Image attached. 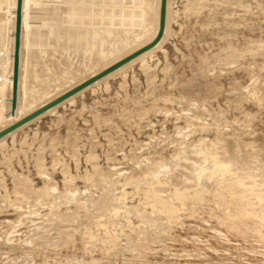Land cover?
Masks as SVG:
<instances>
[{
	"label": "rangeland",
	"instance_id": "374dc122",
	"mask_svg": "<svg viewBox=\"0 0 264 264\" xmlns=\"http://www.w3.org/2000/svg\"><path fill=\"white\" fill-rule=\"evenodd\" d=\"M91 1L92 18L118 13L114 0ZM10 9L0 60L12 68L0 71V108L12 106L15 34L8 28L17 5ZM25 10L23 19H38ZM172 10L171 34L154 61L0 145V264H95L94 257L105 264H264L257 198L264 194V0H173ZM38 32L34 41L22 36L19 93L35 94L87 57L71 42L77 31L60 40ZM200 149L203 168L192 169L189 158ZM238 177L242 184H231ZM20 178L34 198L16 191ZM52 187L57 192L45 196Z\"/></svg>",
	"mask_w": 264,
	"mask_h": 264
},
{
	"label": "bare ground",
	"instance_id": "6f19581e",
	"mask_svg": "<svg viewBox=\"0 0 264 264\" xmlns=\"http://www.w3.org/2000/svg\"><path fill=\"white\" fill-rule=\"evenodd\" d=\"M4 0H0V32L4 31V23L8 19V17L11 15V12H14L10 9L13 5H17V0H7L6 3H2ZM49 1V0H45ZM110 1V0H108ZM107 1V2H108ZM53 2V5L48 6L40 0H24V6H23V12L27 11L25 10L26 7L32 8V13L38 14V19H34L32 15L30 14L28 18L23 19V26L22 29L25 27H28L29 33L26 31L22 32V36L24 37H32V33H34L37 29L39 31H45L43 34H47L48 37L50 34L54 33L55 37L54 39L59 38V36L68 30L69 35H72L74 32L75 39L72 38L69 39V41L72 39L71 42H73L74 47L78 50L77 52H83L87 57L85 60L83 59L82 65H79V68L73 72H70V63L66 64L64 63V66L69 65L65 68L62 72L59 73V76L57 78L55 77L54 83H42L41 84V90L36 89L35 94H29L28 92H20L19 98L17 104H15L14 110L12 109V106L8 107H1L0 108V133L6 131L13 125L17 124L24 118L28 117L32 113H35L39 109L43 108L47 104L51 103L52 101L56 100L60 96L64 95L68 91L74 89L78 85H81L85 81L95 77L99 73L105 71L106 69L112 67L113 65L123 61L127 57H130L134 53H137L141 49H144L153 41L156 39V37L159 34L160 31V19H161V5L162 0H114V7L117 9L118 13H108L107 11H103L106 13L105 17L95 16L92 18L93 10L91 8V0H51L49 3ZM94 2V0H93ZM105 2V1H104ZM48 3V2H46ZM107 4V3H106ZM112 4V3H111ZM113 5V4H112ZM25 8V9H24ZM173 0H167V14H166V25H165V31L163 34V37L161 40L151 49L145 51L144 53L140 54L139 56L133 58L129 62L121 65L119 68L115 69L114 71L110 72L103 78L95 81L93 84L89 85L79 93L75 94L74 96L68 98L61 104L47 110L46 112L42 113L41 115L37 116L36 118L24 123L23 125L17 127L13 131L9 132L5 136L0 138V145L5 142V140L11 136L16 135L20 131L24 130L26 127L31 125L32 123L38 121L42 117H45L46 115L56 113L57 110H59L60 107L64 106L67 103H73L76 101V98L79 96H83L88 90L93 91V89L96 86H99L101 84H109V80L111 78L123 75L126 73L129 69H131L135 64H147L151 63L155 60L156 54L158 51L163 49L164 43L168 36L171 34V23L173 20ZM111 9V8H110ZM173 11V12H172ZM179 12V10H178ZM14 14V13H13ZM96 14V13H95ZM249 20V19H248ZM69 27H67V26ZM32 27V28H31ZM68 29H67V28ZM9 33L15 34V25L8 28ZM31 29V30H30ZM36 34V33H35ZM68 34V33H67ZM46 35V37H47ZM35 36V35H34ZM38 36V35H36ZM35 36V37H36ZM42 36V35H40ZM62 36V35H61ZM68 36V35H67ZM47 37V38H48ZM52 37V36H51ZM69 37V36H68ZM39 38V36H38ZM4 39V38H2ZM40 39V38H39ZM52 39V38H51ZM50 39V40H51ZM53 39V40H54ZM26 40V39H25ZM28 40V39H27ZM35 38L32 37V41H34ZM41 40V39H40ZM47 40V39H46ZM60 40V38H59ZM262 40V39H261ZM56 41V40H55ZM67 41V43L69 42ZM92 41V42H91ZM257 41V40H256ZM58 42V41H57ZM56 42V44H57ZM95 42V43H94ZM26 43V42H25ZM88 43V44H86ZM69 44V43H68ZM71 44V43H70ZM43 45V44H42ZM87 45V46H86ZM57 46V45H56ZM2 51L7 49V46L5 45V42L2 44L1 47ZM75 49V51H76ZM82 49V50H81ZM81 50V51H79ZM84 50V51H83ZM235 51V50H234ZM81 54V53H80ZM78 55V54H77ZM1 56V52H0ZM71 56V55H70ZM83 57V56H82ZM82 59V58H81ZM7 58H3L0 60V71H6L10 70L12 68L11 64L7 63ZM81 61V60H80ZM73 63V61H72ZM71 63V64H72ZM10 65V66H9ZM74 65V63H73ZM72 65V66H73ZM81 66V67H80ZM143 66V65H142ZM147 67V66H146ZM151 67V66H150ZM145 68V67H144ZM73 70V67H71ZM143 69V67H142ZM125 76V75H124ZM66 86L62 87L64 80ZM63 81H62V80ZM1 87V85H0ZM98 88V87H97ZM264 88V87H263ZM32 95V96H30ZM8 101L11 100L12 94L9 95ZM33 99H36L35 102L30 104ZM12 110L14 112H12ZM37 137V136H36ZM13 138V137H12ZM13 140V139H12ZM16 141V139H14ZM14 141V142H15ZM13 142V143H14ZM2 150L7 149V145H2ZM249 148V147H248ZM185 149V148H184ZM187 149V148H186ZM205 150H197V157L189 158L191 159L189 161V167L192 169H196L197 167L202 169L203 168V162L199 160V157L203 154H205ZM254 156V155H253ZM166 157V156H165ZM171 157V156H170ZM251 157V156H249ZM162 158V157H161ZM253 158V157H252ZM211 161V158H209ZM254 159V158H253ZM252 159V160H253ZM258 159V158H257ZM168 160V159H166ZM223 160V159H222ZM245 160V159H244ZM243 160V161H244ZM249 160V159H248ZM263 160V159H262ZM261 160V161H262ZM220 161V160H218ZM234 162V160H232ZM247 161V158H246ZM164 162V161H163ZM186 163H188L186 161ZM207 164V162H206ZM237 164V163H236ZM235 164V165H236ZM255 164V163H254ZM185 165V164H182ZM225 163H222V161L218 162V167L225 168ZM236 165V168L237 169ZM252 166V165H251ZM165 167V166H164ZM243 167V166H242ZM167 168V166L165 167ZM183 168V167H182ZM229 168V167H228ZM227 168V169H228ZM245 168V167H244ZM243 168V169H244ZM258 168V167H257ZM180 169V168H179ZM240 169V168H239ZM232 170V169H231ZM165 171V169H164ZM225 171V170H224ZM228 171V170H227ZM251 172V171H250ZM248 172V173H250ZM168 173V172H167ZM205 173V171H204ZM225 173V172H224ZM234 173V172H233ZM195 174V173H194ZM232 174V173H231ZM230 174V175H231ZM254 174V173H253ZM229 175V174H228ZM255 175V174H254ZM188 176V175H187ZM196 176V174H195ZM257 176V175H256ZM193 178V177H192ZM191 178V179H192ZM243 178V177H242ZM237 178L234 182H230L231 184H242L243 179ZM263 179V178H262ZM202 181V180H201ZM213 181V180H212ZM261 181V180H260ZM263 181V180H262ZM17 185L19 187L18 191L19 194H21L23 197H32L33 194L31 193L30 188L28 187L26 181L22 178L17 179ZM214 183V182H213ZM263 184V183H262ZM255 185L249 184L248 182V189H253ZM259 186V185H257ZM48 187V186H47ZM241 187V186H239ZM211 188V186H210ZM242 188V187H241ZM255 189V188H254ZM42 190V189H41ZM49 192L48 190L45 193V196L49 195L50 193L57 192L55 187H52ZM76 190V189H75ZM98 190V189H97ZM178 190V189H177ZM45 191V190H43ZM68 191V189H67ZM86 191V190H85ZM154 191V190H153ZM225 191V190H224ZM257 191V190H256ZM255 191V192H256ZM263 191V189H262ZM40 192V191H39ZM70 192V191H68ZM87 192V191H86ZM71 193V192H70ZM164 193V192H163ZM251 193V192H250ZM42 194V193H41ZM87 194V193H86ZM32 195V196H31ZM72 195V194H71ZM17 196V195H16ZM47 196V197H49ZM52 196V195H51ZM166 196V195H165ZM20 197V196H19ZM8 198V197H7ZM34 198V197H32ZM56 198V195H55ZM258 201L260 203H264V194H258L257 196ZM24 199V198H23ZM26 199V198H25ZM29 199V198H28ZM27 200V199H26ZM86 200V199H85ZM94 200V199H93ZM100 200V199H99ZM257 200V199H256ZM3 201V200H2ZM65 201V200H64ZM76 201V200H75ZM89 201V200H88ZM40 202V201H39ZM46 203V202H45ZM75 203V202H74ZM84 203V202H82ZM176 203V202H175ZM88 204V203H87ZM91 204V203H90ZM104 204V203H103ZM127 204V203H126ZM157 204V203H156ZM160 204V203H159ZM68 205V204H67ZM102 205V204H101ZM41 206V205H40ZM51 206V204H50ZM54 206V205H53ZM141 206V205H140ZM167 206V205H166ZM52 207V206H51ZM50 207V208H51ZM121 207H123L121 205ZM40 208V207H39ZM97 208V207H96ZM127 209V207H124ZM60 209V208H59ZM185 209V208H184ZM98 210V209H97ZM101 210V209H100ZM123 210V209H122ZM142 211V209L140 208ZM52 211V210H51ZM49 212V211H48ZM143 212V211H142ZM140 213V211H139ZM163 213V212H162ZM161 213V214H162ZM170 215H173L175 213L167 212ZM247 213V212H246ZM54 214V213H52ZM78 214V213H77ZM183 214V213H182ZM41 215V214H40ZM152 215V214H151ZM147 214V216H151ZM157 215V214H156ZM156 215H152L156 217ZM159 215V214H158ZM263 215V214H262ZM37 216V215H33ZM48 216V215H47ZM45 216V217H47ZM56 215H54L55 217ZM165 216V215H164ZM187 216V214H186ZM242 216V215H241ZM251 216V215H250ZM40 217V216H38ZM144 217V216H143ZM151 217V218H152ZM154 217V218H155ZM159 217V216H157ZM167 217V216H165ZM243 217V216H242ZM247 217V216H246ZM170 218V216H169ZM172 218V217H171ZM234 218V217H233ZM65 219V218H64ZM63 219V220H64ZM71 219V218H70ZM74 219V218H73ZM147 219V217L145 218ZM150 219V218H148ZM41 220V219H40ZM46 220V219H45ZM160 220V219H159ZM175 220V218L173 219ZM36 221V220H35ZM150 221V220H147ZM152 221V220H151ZM154 221V220H153ZM152 221V222H153ZM37 222V221H36ZM59 222V221H58ZM63 222V221H62ZM174 222V221H173ZM53 223V222H51ZM72 223V222H71ZM149 223V222H148ZM207 223V222H206ZM119 224V222H118ZM147 225V224H146ZM162 225V224H161ZM220 225V224H219ZM262 225V224H261ZM151 226V225H149ZM181 226V225H180ZM80 227V226H79ZM86 227V226H85ZM124 227V226H123ZM141 227V226H140ZM169 227V225H167ZM189 227V226H188ZM201 227V226H200ZM33 228V227H32ZM157 228V227H156ZM166 228V227H165ZM164 228V229H165ZM41 228L38 227L37 230ZM45 229V228H44ZM69 229V228H68ZM72 229V228H71ZM147 229V228H146ZM171 230L170 228H168ZM13 230V229H12ZM35 230V228H34ZM36 230V232H37ZM41 231V230H40ZM39 231V232H40ZM164 231V230H163ZM34 232V231H32ZM90 232V231H88ZM140 232V231H138ZM146 232V231H144ZM157 232V231H155ZM120 233V232H119ZM151 233V232H149ZM38 234V233H37ZM41 234V233H40ZM30 235V234H29ZM35 235V234H34ZM118 235V234H117ZM138 235V234H137ZM168 235V234H167ZM31 236V235H30ZM38 236V235H37ZM35 236V239L38 238ZM42 235H40L41 237ZM9 237V236H8ZM121 237V236H119ZM153 237V236H151ZM169 236H167L168 238ZM97 238V237H96ZM155 238V237H153ZM159 238V237H158ZM157 238V239H158ZM162 238V237H161ZM149 239V238H148ZM151 239V238H150ZM160 239V238H159ZM158 239V240H159ZM164 238L160 239L163 240ZM42 240V239H41ZM117 240V238H116ZM153 240V239H152ZM156 240V241H158ZM186 240V239H185ZM188 240V239H187ZM208 240V239H207ZM253 240V239H252ZM20 241V240H19ZM23 241V240H22ZM38 241V239H37ZM43 241V240H42ZM113 241V240H112ZM112 241H109L112 243ZM140 241V240H139ZM169 241L165 237V241ZM172 241V240H171ZM11 242V241H10ZM31 242V241H29ZM40 242V239H39ZM107 242V241H106ZM120 242V241H119ZM132 242V241H131ZM155 242V239H154ZM153 242V243H154ZM191 242V241H190ZM199 242V241H198ZM54 243V242H53ZM114 243V242H113ZM121 243V242H120ZM138 243V242H137ZM142 243V242H141ZM145 243V242H144ZM152 243V244H153ZM29 244V243H28ZM56 244V243H55ZM116 244V243H115ZM155 244V243H154ZM9 245V244H8ZM32 245V244H31ZM44 245V244H43ZM47 245V243H46ZM48 245H50L48 243ZM52 245V244H51ZM110 245V244H109ZM59 246V245H58ZM141 246V245H140ZM23 247V246H22ZM49 247V246H48ZM118 247V246H117ZM139 247V245L137 246ZM238 247V246H237ZM152 248V247H151ZM165 248V247H164ZM124 247L120 251H122ZM141 249V248H140ZM148 250V248H145ZM166 249V248H165ZM216 249V248H215ZM261 249V248H260ZM124 251V250H123ZM155 251V250H154ZM166 251V250H165ZM164 251V252H165ZM258 251V250H257ZM26 252V251H25ZM151 252V251H150ZM156 252V251H155ZM169 252V251H168ZM215 252V250H214ZM217 252V251H216ZM219 252V251H218ZM9 253V252H8ZM114 254V252H112ZM117 253V252H116ZM119 253V251H118ZM132 253V252H131ZM148 252H146L147 254ZM171 253V252H170ZM190 253V252H189ZM227 253V252H226ZM7 254V253H6ZM63 254V253H62ZM150 254V253H149ZM154 254V253H151ZM168 254V253H167ZM188 254V253H187ZM241 254V253H240ZM260 254V253H259ZM115 255V254H114ZM143 255V254H142ZM148 255V254H147ZM6 256V255H5ZM24 256V255H23ZM163 256V255H162ZM194 256V255H193ZM199 256V255H198ZM205 256V255H204ZM19 257V255L17 256ZM56 257V256H55ZM54 257V258H55ZM92 257V256H91ZM123 257V256H122ZM136 257V256H133ZM173 257V256H172ZM16 258V257H15ZM22 258V257H21ZM20 258V259H21ZM99 258V257H98ZM18 259V258H17ZM48 259V258H47ZM46 259V260H47ZM94 263L95 264H105L103 262L100 263V260L97 259V257H94ZM103 259V258H102ZM15 260V259H14ZM28 260V259H27ZM35 260V259H34ZM32 260V261H34ZM83 260V259H82ZM18 261V260H17ZM60 261V260H59ZM70 261V260H69ZM68 261V262H69ZM72 261V260H71ZM84 261V260H83ZM14 262V261H13ZM16 262V261H15ZM47 262V261H46ZM33 263V262H32ZM35 263V262H34ZM75 264V262H73ZM115 263V262H114ZM164 263V262H163ZM222 263V262H221ZM56 264V263H55ZM88 264V263H85ZM90 264V263H89ZM127 264V262H126ZM223 264V263H222Z\"/></svg>",
	"mask_w": 264,
	"mask_h": 264
},
{
	"label": "water",
	"instance_id": "95a60500",
	"mask_svg": "<svg viewBox=\"0 0 264 264\" xmlns=\"http://www.w3.org/2000/svg\"><path fill=\"white\" fill-rule=\"evenodd\" d=\"M23 6H24V0H17V10H16V23H15V42H14V63H13V77H12V98H11V103H12V109L14 110L15 104L18 102L19 98V81H20V60H21V47H22V26H23ZM166 14H167V0H162V5H161V19H160V31L156 39L145 47L144 49H141L137 53H134L130 57H127L123 61L113 65L112 67L106 69L105 71L99 73L95 77L85 81L81 85H78L74 89L68 91L64 95L60 96L56 100L52 101L51 103L47 104L43 108L39 109L35 113H32L28 117L24 118L17 124L13 125L6 131L0 133V138L8 134L9 132L13 131L17 127L23 125L24 123L36 118L37 116L41 115L42 113L46 112L47 110L61 104L68 98L74 96L75 94L79 93L89 85L93 84L95 81L103 78L110 72L114 71L115 69L119 68L121 65L129 62L133 58L139 56L140 54L144 53L145 51L151 49L154 47L163 37L164 31H165V25H166ZM12 110V112H14Z\"/></svg>",
	"mask_w": 264,
	"mask_h": 264
}]
</instances>
